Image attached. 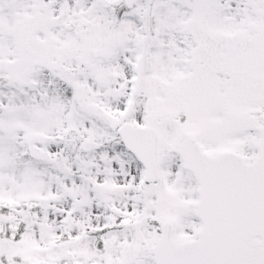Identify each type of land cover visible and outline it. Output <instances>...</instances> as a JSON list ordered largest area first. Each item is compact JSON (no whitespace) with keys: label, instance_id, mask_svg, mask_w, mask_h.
<instances>
[{"label":"snow or ice","instance_id":"obj_1","mask_svg":"<svg viewBox=\"0 0 264 264\" xmlns=\"http://www.w3.org/2000/svg\"><path fill=\"white\" fill-rule=\"evenodd\" d=\"M0 264H264V0H0Z\"/></svg>","mask_w":264,"mask_h":264}]
</instances>
